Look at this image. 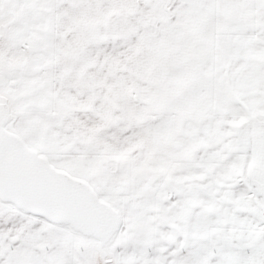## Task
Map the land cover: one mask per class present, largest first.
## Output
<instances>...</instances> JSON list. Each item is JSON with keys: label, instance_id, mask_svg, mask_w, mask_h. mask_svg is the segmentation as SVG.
<instances>
[{"label": "snow or ice", "instance_id": "obj_1", "mask_svg": "<svg viewBox=\"0 0 264 264\" xmlns=\"http://www.w3.org/2000/svg\"><path fill=\"white\" fill-rule=\"evenodd\" d=\"M0 264H264V0H0Z\"/></svg>", "mask_w": 264, "mask_h": 264}]
</instances>
